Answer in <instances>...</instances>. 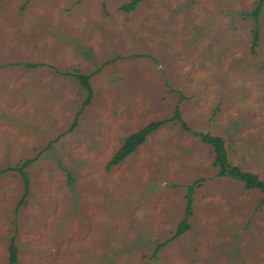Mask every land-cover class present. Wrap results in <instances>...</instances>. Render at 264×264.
Masks as SVG:
<instances>
[{"label": "rangeland", "instance_id": "obj_1", "mask_svg": "<svg viewBox=\"0 0 264 264\" xmlns=\"http://www.w3.org/2000/svg\"><path fill=\"white\" fill-rule=\"evenodd\" d=\"M258 1L0 0V170L34 159L0 175V264H264L263 194L190 132L264 180ZM176 109L190 131L166 123L106 170ZM199 179L189 230L152 258Z\"/></svg>", "mask_w": 264, "mask_h": 264}, {"label": "trees", "instance_id": "obj_2", "mask_svg": "<svg viewBox=\"0 0 264 264\" xmlns=\"http://www.w3.org/2000/svg\"><path fill=\"white\" fill-rule=\"evenodd\" d=\"M141 1L142 0H129L128 3L120 7V10L126 13L133 12L138 7V5L141 3ZM261 5H262V1L260 0L257 2L256 9L253 11L252 15H254L255 17L257 16ZM87 79H88L87 76H82L81 84L86 85L85 82L87 81ZM85 102H87V100ZM77 117H78V114L76 116V119ZM76 119L73 122L69 130H72L75 127ZM169 122L180 123L181 128L183 130L190 131L189 127H187L186 124L182 121L178 109H176L171 118L150 122L146 126L141 128L140 130L128 135L124 139L122 145L118 148V150L114 153V155L111 157V159L106 164V170H110L112 167L119 165L126 157L132 154L138 148V146L142 145L145 142L148 135L155 132L160 127H162L163 125ZM190 132H192L194 136L200 138V140L203 143L212 147L213 154H214L213 165L217 168L216 175L218 177H227V178H231L232 180L241 182L243 183L245 189L257 190L261 192L264 196V180L260 179L256 174L243 171L241 168L230 164L228 157H227V151L225 148V144L221 137L212 136L207 133H197L193 131H190ZM33 162H34V159L27 160L18 167L4 168L0 170V175L6 172H9V171H15L23 175L25 173V169ZM202 180L203 179H199L187 187L186 203H185L183 218L178 224L176 231L174 232L171 238H169L168 240L160 244H156L154 252L151 256L152 258L155 259L158 252H160L161 249L165 247L170 241L174 240L175 238L179 236H182L184 233H186L189 230L190 228L189 220L192 216V202H193L192 193L194 191V188L198 186ZM263 203H264V197L261 200V204ZM9 253H10L9 261L11 263H15L16 262V250L12 244L9 245Z\"/></svg>", "mask_w": 264, "mask_h": 264}]
</instances>
